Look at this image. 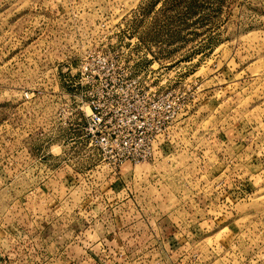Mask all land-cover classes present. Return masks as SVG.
<instances>
[{
	"label": "rangeland",
	"instance_id": "1",
	"mask_svg": "<svg viewBox=\"0 0 264 264\" xmlns=\"http://www.w3.org/2000/svg\"><path fill=\"white\" fill-rule=\"evenodd\" d=\"M100 49L182 92L154 160L91 143ZM0 264H264V0H0Z\"/></svg>",
	"mask_w": 264,
	"mask_h": 264
},
{
	"label": "built area",
	"instance_id": "2",
	"mask_svg": "<svg viewBox=\"0 0 264 264\" xmlns=\"http://www.w3.org/2000/svg\"><path fill=\"white\" fill-rule=\"evenodd\" d=\"M121 59L111 49L82 58L78 83L90 109L85 129L91 143L115 165L154 160L165 149V135L181 111L182 92L157 88L144 69Z\"/></svg>",
	"mask_w": 264,
	"mask_h": 264
}]
</instances>
